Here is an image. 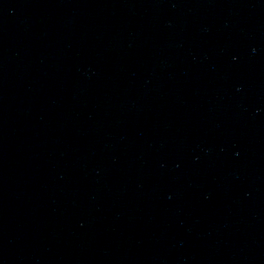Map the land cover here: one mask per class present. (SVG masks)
I'll list each match as a JSON object with an SVG mask.
<instances>
[{"label": "water", "instance_id": "95a60500", "mask_svg": "<svg viewBox=\"0 0 264 264\" xmlns=\"http://www.w3.org/2000/svg\"><path fill=\"white\" fill-rule=\"evenodd\" d=\"M0 264H264V0H0Z\"/></svg>", "mask_w": 264, "mask_h": 264}]
</instances>
